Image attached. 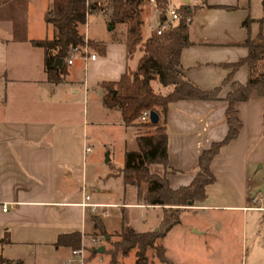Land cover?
Masks as SVG:
<instances>
[{
    "label": "crops",
    "instance_id": "1",
    "mask_svg": "<svg viewBox=\"0 0 264 264\" xmlns=\"http://www.w3.org/2000/svg\"><path fill=\"white\" fill-rule=\"evenodd\" d=\"M5 1L12 0H0V264H69L73 248L57 242L59 236L72 233L80 235L87 264H103V252L97 257L90 253L99 248L90 241L100 235L93 216L99 217L111 240L122 231L125 210L141 209L149 217L136 228L127 221L124 231H157L162 216L161 206L142 204L138 188L124 184L123 166L99 168L97 159H86L94 148L108 147L102 138L106 127L113 130L109 139L118 140L121 148L124 144L123 165L125 152L137 148L134 126L124 125L118 108L104 105L100 84L134 70L142 53L137 50L128 57L126 35L117 33V25H108L101 12L93 13L89 17H95L97 30L92 32L87 21L79 29L89 40L105 44L104 54L91 48L96 57L86 64L75 55L64 80L49 82L43 50L30 43L53 35L44 20L49 0L44 6H2ZM166 1L167 8L175 10L200 6L189 24L191 45L182 50L180 64L185 77L199 88L221 86L216 100L169 105L167 160L178 172L165 176L177 189L194 179L202 150L226 136L223 98L230 87L222 83L231 68L224 65L246 57L248 49L240 43L258 35L262 5L261 0ZM149 15L158 24L153 9ZM246 17L252 20L248 28L242 26ZM247 76L243 65L234 71L233 80L245 84ZM236 108L242 125L210 163L214 181L206 186V198L181 207L178 223L183 212L190 219L179 243V264H202L204 258L214 260L210 264H233L238 250L245 254L244 264H264V196H252L264 185L263 100L253 95ZM110 162L111 157L105 160ZM85 196L97 207L83 206ZM176 225L162 238L171 264L166 239Z\"/></svg>",
    "mask_w": 264,
    "mask_h": 264
},
{
    "label": "trees",
    "instance_id": "2",
    "mask_svg": "<svg viewBox=\"0 0 264 264\" xmlns=\"http://www.w3.org/2000/svg\"><path fill=\"white\" fill-rule=\"evenodd\" d=\"M145 2L146 0H49L44 20L53 28V35L49 39L30 41L32 46L42 48L44 71L47 80L52 83L64 80L67 60L71 57L73 48L84 45V35L79 28L86 23L87 13L90 15L101 12L110 26L123 24L126 28L125 46L128 57L136 50L142 53L134 70L128 69L119 80L104 81L100 85L105 91L104 105L118 108L124 125L138 129L135 137L137 148L125 152L121 170L124 184L138 188V200L142 204L161 206L162 216L157 231L146 232H138L132 227L124 231L123 227L127 223L124 217L122 231L114 241L110 240L99 217L93 216L92 222L98 234L104 238L108 236L106 241L111 244L107 250L110 257L108 264H117L119 256L125 257L131 252L134 264H149V257L171 264L165 256L162 238L179 222L181 207L206 198V186L214 181L210 163L219 149L238 135L242 125L236 103L248 101L253 95L262 98L264 123V0H261L262 16L257 20L259 33L255 39L247 37L240 43L248 49L246 57L224 65L231 68L222 83L230 87L223 98L226 104V136L202 150L197 161V174L189 185L177 189L169 186L165 174L178 172L168 166L167 160L166 113L170 103L180 100H216L221 86L213 90L199 88L185 77L180 64L182 50L191 45L188 38L189 24L200 6L177 8L178 20L175 25L160 35L152 32L143 39L142 5ZM156 2L162 10L160 18L164 19L167 1ZM251 22L246 17L242 26L248 28ZM88 43L92 49L104 54L105 44L91 40ZM57 59H61L62 63L54 68ZM243 65L248 71L245 84L233 80L234 71ZM154 83L158 85L157 89L153 88ZM143 111H154L158 115V122L136 123ZM151 165H160L163 174L152 172ZM57 243L67 244L73 250L78 249L80 235H61ZM97 249H92L90 253L97 254Z\"/></svg>",
    "mask_w": 264,
    "mask_h": 264
},
{
    "label": "rangeland",
    "instance_id": "3",
    "mask_svg": "<svg viewBox=\"0 0 264 264\" xmlns=\"http://www.w3.org/2000/svg\"><path fill=\"white\" fill-rule=\"evenodd\" d=\"M26 1H28V2H26ZM44 3H45V0H12L11 3L5 1V3H3L2 6H44ZM166 6H168V5L166 4ZM152 9H153V3L149 2V0H146V2L142 5V19L144 17H146L149 13H151ZM166 9H167V7H166ZM87 22L90 25V29L92 32L97 30L96 29L97 25L95 24L96 19L94 16H90L89 19H87ZM156 22H157L156 18L153 15H149L148 17L145 18L143 28L141 27V29H142L141 31H142V35H143L142 38L146 37L147 35H149L153 32L151 30L155 29V27L157 26ZM117 33H120L122 35H126V28L123 24L117 25ZM125 40H126V37H125ZM90 52L94 53V51L92 49ZM31 59L32 60L30 62L33 63L35 59H33V58H31ZM157 87H158V85L154 83L153 88L157 89ZM136 123H143V122L136 120ZM140 130L142 132H144L143 128H141ZM111 131H113V130L110 129L109 127H106L104 132H103L105 137H104V135H102L103 140L108 142V147H106L105 150L103 147H100L97 149L94 148L92 152H88L86 154V159H87L88 163H90L93 159H97L99 161L98 162L99 168L103 167V166H106L108 168L111 165L123 166V154H124V152L122 149H124V144H122V148H121L120 144H118V140H116V143H114V141L109 139ZM132 131H135L136 133L135 132L134 133L136 135L138 134L137 127H134L132 129ZM127 141H128V144L131 143L130 139H128ZM107 142H105V143H107ZM131 147H134V144ZM110 157H111V162L109 164H105V160L107 158L110 159ZM150 170L152 172L160 173L162 170V167L160 165H151ZM113 211L120 213L121 209H113ZM125 212H126V220L130 224H132V226L135 228L141 227L142 224L144 223L145 219L149 217V214L146 215L144 213V210H141V209H128V211L125 210ZM189 217H190L189 213L183 212L182 216L180 217L181 223H177V225L170 231V233L166 239L167 256L173 260L174 264H179V243L181 242V239L185 235L186 225L190 219ZM107 234H108V232H107ZM91 238H94L97 240L96 245L94 247H98V246L104 247V251H103L104 255L103 256H104V258H105L104 260L106 262L105 263L103 261H101V262H103V264H107V262H109V259H110L109 254H107V250L111 247V244L109 242L105 241V239L103 238L102 235L91 236ZM115 239H117V237H114V239H112V240L110 238L111 241H114ZM93 255H94V257L99 256L98 253L93 254ZM233 257L234 258L230 261L233 264H244L245 254H243V252H241L240 250H238V252ZM117 260H118L117 264H133V260H134L133 252H131L127 258H121V256H119ZM149 260H150L149 264H165V263H161L160 261H158L154 257H149ZM213 262H214V260H211L209 258H204V261L202 262V264H210ZM99 263L100 262H98L97 264H99Z\"/></svg>",
    "mask_w": 264,
    "mask_h": 264
},
{
    "label": "built area",
    "instance_id": "4",
    "mask_svg": "<svg viewBox=\"0 0 264 264\" xmlns=\"http://www.w3.org/2000/svg\"><path fill=\"white\" fill-rule=\"evenodd\" d=\"M149 2L153 3V12L159 17V21L157 26L154 29V32L157 35H160L162 32H164L165 30L169 29L172 25V23L174 21L178 20V15L175 9H170L167 8L165 9V14H164V19H161V15H162V10L159 8V6L157 5L156 0H149ZM89 17V14L87 13L86 15V21ZM87 23H85V27H86ZM86 29V28H85ZM89 39L87 36V32H85L84 34V45L81 48L75 47L72 50V55L71 57L67 60V65L72 64V59L75 55H78L82 58V60L85 62H87L88 59L90 60H94L96 55L94 53H91V48L89 45ZM138 120L140 122H149V111H143L141 113V115L139 116ZM88 148H86L87 150ZM89 196H85V200L86 202H83L82 205L83 206H91V207H97V204H90L88 203ZM2 210L6 211L7 210V204H3L2 205ZM91 244L93 246L96 245V239L91 238L90 239ZM69 264H87V259H86V248L84 245H81L78 249L72 250V258H70L68 260Z\"/></svg>",
    "mask_w": 264,
    "mask_h": 264
},
{
    "label": "water",
    "instance_id": "5",
    "mask_svg": "<svg viewBox=\"0 0 264 264\" xmlns=\"http://www.w3.org/2000/svg\"><path fill=\"white\" fill-rule=\"evenodd\" d=\"M62 63V60L61 59H57L53 65L54 68H57L58 66H60ZM149 122L155 124L158 122V115L154 112V111H151L149 112ZM262 194L264 196V185H261L259 186L258 188H256L254 190V192L252 193V196L254 197L256 194ZM104 251V247L103 246H100L98 249H97V252L98 253H102Z\"/></svg>",
    "mask_w": 264,
    "mask_h": 264
}]
</instances>
